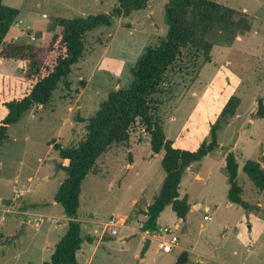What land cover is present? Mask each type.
<instances>
[{
  "label": "rangeland",
  "instance_id": "rangeland-1",
  "mask_svg": "<svg viewBox=\"0 0 264 264\" xmlns=\"http://www.w3.org/2000/svg\"><path fill=\"white\" fill-rule=\"evenodd\" d=\"M119 1L1 0L19 11L5 40L41 45L58 19L109 14ZM167 1L150 0L145 9L87 33L83 57L67 79L69 88L60 83L46 107H33L9 127L0 145V264L50 260L68 223L61 206L53 202L65 179L53 147H76L84 137L81 119L93 117L109 93L130 85L131 70L145 48L167 32ZM211 1L245 16L250 29L232 40L224 34L213 37L210 63L196 75L190 65L183 77L176 72L178 66L171 69L154 98L165 139L184 135L189 142L199 134L209 140L210 125L226 101L231 96L240 99L235 116L217 132L218 148L184 173L179 199L188 198L189 214L178 219L167 206L157 223L159 231L145 232L151 242L140 257L145 201L152 203L159 193L164 172L163 152L152 153L149 136L137 123L131 129L130 154L120 145L112 146L96 160L81 186L76 217L82 236L94 242L81 245L78 264H178L182 253L187 254L184 264H264V192L257 191L242 171L248 160L261 162L264 170V118L256 115L258 101L264 105V0ZM0 74L19 76L17 63L0 61ZM230 153L249 211L227 198L225 156ZM131 158L134 166L128 169ZM2 200L11 202L4 206ZM119 216H126V221L119 222ZM111 218L118 224L113 237L105 229ZM163 228L171 233L160 236ZM171 235L177 238L176 246L164 253L158 249L159 239L169 241Z\"/></svg>",
  "mask_w": 264,
  "mask_h": 264
},
{
  "label": "trees",
  "instance_id": "trees-1",
  "mask_svg": "<svg viewBox=\"0 0 264 264\" xmlns=\"http://www.w3.org/2000/svg\"><path fill=\"white\" fill-rule=\"evenodd\" d=\"M150 0H120L109 14L87 15L72 19H58L53 34L42 44H21L6 41L10 28L16 24L19 11L2 4L0 0V60L17 63L19 76L0 74V145L7 138L9 127L17 123L33 107H46L61 83L69 88L68 76L84 54V36L100 27H110L114 18L127 17L141 11ZM167 32L152 46L146 47L131 70L132 80L126 89L107 95L95 115L84 123V137L76 147L58 151L62 163L59 169L65 179L53 197L68 219L67 230L54 247L49 261L43 264H78L81 245L92 244L91 236H82L81 223L76 214L79 208L81 186L93 170L96 160L112 146L129 148L131 129L137 123L148 134L152 153L163 152L160 161L164 179L159 193L146 208V220L141 232H158L159 217L167 206L178 219L189 214L188 198L179 199V186L185 171L218 148L217 132L235 116L240 99L231 96L209 128V140L201 134L189 142L184 135L166 140L156 112L159 102L154 100L166 82L169 71L176 66L181 77L187 66L196 75L202 65L210 63L212 38L224 34L232 40L237 33L250 29L245 16L211 0H168L164 6ZM182 67V68H180ZM257 117L264 118V105L258 101ZM157 107V108H156ZM223 124V125H222ZM225 171L229 189L227 198L248 210L241 199L242 188L237 185V163L232 153L225 156ZM242 171L255 189L264 192V170L261 162L246 161ZM249 211V210H248ZM110 239V237H108Z\"/></svg>",
  "mask_w": 264,
  "mask_h": 264
},
{
  "label": "built area",
  "instance_id": "built-area-1",
  "mask_svg": "<svg viewBox=\"0 0 264 264\" xmlns=\"http://www.w3.org/2000/svg\"><path fill=\"white\" fill-rule=\"evenodd\" d=\"M204 219H208V217H204ZM117 222L116 220H114L113 218H111V220L105 224V229L108 235H110L111 237L115 236L117 234ZM162 235H168L171 233V231L167 228H163L160 230ZM159 236V237H160ZM177 243V238L176 236H170V240L169 241H165L163 239H159V243H158V249L162 250L164 253H169L175 246Z\"/></svg>",
  "mask_w": 264,
  "mask_h": 264
},
{
  "label": "water",
  "instance_id": "water-1",
  "mask_svg": "<svg viewBox=\"0 0 264 264\" xmlns=\"http://www.w3.org/2000/svg\"><path fill=\"white\" fill-rule=\"evenodd\" d=\"M149 4H150V2H148V6H149ZM60 162H62L61 159H59L58 165H59ZM10 202H11L10 200H2L1 204L4 205V206H9ZM150 242H151V240L149 238H145L144 239V246H143V249L141 251L140 257H143V255L146 252V250L149 249ZM186 259H187V254L186 253H182L181 257H180V259L178 260L177 263L178 264H184L186 262Z\"/></svg>",
  "mask_w": 264,
  "mask_h": 264
},
{
  "label": "crops",
  "instance_id": "crops-1",
  "mask_svg": "<svg viewBox=\"0 0 264 264\" xmlns=\"http://www.w3.org/2000/svg\"><path fill=\"white\" fill-rule=\"evenodd\" d=\"M11 29V28H10ZM0 61H5V60H0ZM11 61V60H10ZM131 146V145H130ZM130 146H129V148H130ZM129 148L127 149V153L128 154H130V150H129ZM132 162H133V159L131 158V159H129L128 160V162H127V164H126V167L128 168V169H131L134 165L132 164ZM189 169H191V166L189 167ZM187 172V171H186ZM195 178H199V176H198V174L196 173V175H195ZM163 182V181H162ZM189 203V202H188ZM150 203L148 202V201H145V206H146V208H147V206L149 205ZM190 205V204H189ZM191 207V206H190ZM145 215H146V212H145ZM119 222H121V220L123 219L124 220V222L126 221V219H127V217L126 216H119ZM122 224H124V223H122ZM141 225H139V227H140ZM140 234H142V236H143V238H145V236L144 235H146V233H144V232H141L140 231ZM80 252V251H79ZM78 252V253H79ZM78 255V254H77Z\"/></svg>",
  "mask_w": 264,
  "mask_h": 264
}]
</instances>
